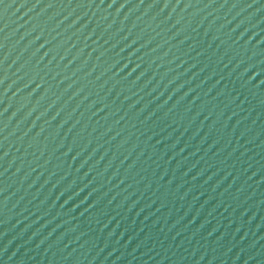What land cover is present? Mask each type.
Wrapping results in <instances>:
<instances>
[{
	"label": "water",
	"instance_id": "1",
	"mask_svg": "<svg viewBox=\"0 0 264 264\" xmlns=\"http://www.w3.org/2000/svg\"><path fill=\"white\" fill-rule=\"evenodd\" d=\"M0 264H264V0H0Z\"/></svg>",
	"mask_w": 264,
	"mask_h": 264
}]
</instances>
